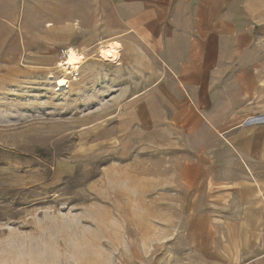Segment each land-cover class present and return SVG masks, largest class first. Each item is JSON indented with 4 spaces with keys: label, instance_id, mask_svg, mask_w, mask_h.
I'll list each match as a JSON object with an SVG mask.
<instances>
[{
    "label": "rangeland",
    "instance_id": "rangeland-1",
    "mask_svg": "<svg viewBox=\"0 0 264 264\" xmlns=\"http://www.w3.org/2000/svg\"><path fill=\"white\" fill-rule=\"evenodd\" d=\"M119 20L109 0H0V264L189 260L173 200L183 191L167 187L206 128L177 143L166 114L178 109L125 104L120 90L149 80L124 46L117 63L101 57L120 42ZM69 46L83 59L66 73ZM181 111L199 117L191 104ZM155 114L152 131L132 124Z\"/></svg>",
    "mask_w": 264,
    "mask_h": 264
},
{
    "label": "crops",
    "instance_id": "crops-1",
    "mask_svg": "<svg viewBox=\"0 0 264 264\" xmlns=\"http://www.w3.org/2000/svg\"><path fill=\"white\" fill-rule=\"evenodd\" d=\"M109 1L121 47L149 80L124 86L125 104L178 109L166 114L177 143L206 128L167 187L183 191L173 198L192 241L182 264H264V0ZM190 104L194 120L181 111ZM159 117L132 124L152 131Z\"/></svg>",
    "mask_w": 264,
    "mask_h": 264
},
{
    "label": "bare ground",
    "instance_id": "bare-ground-1",
    "mask_svg": "<svg viewBox=\"0 0 264 264\" xmlns=\"http://www.w3.org/2000/svg\"><path fill=\"white\" fill-rule=\"evenodd\" d=\"M105 47V46H104ZM121 44L118 42L111 43L109 46L101 50V57L104 60L117 63L120 59ZM83 54V53H82ZM77 51L73 46H69L67 57L60 62V65H64L65 69L68 70L66 73H71V70L79 68V64L82 62L83 55ZM65 73V75H66ZM65 75L57 78L58 90L65 89L68 85V79Z\"/></svg>",
    "mask_w": 264,
    "mask_h": 264
}]
</instances>
